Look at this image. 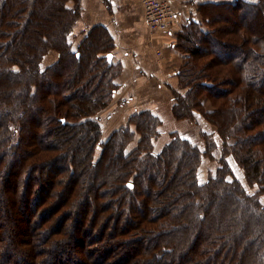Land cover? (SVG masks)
I'll return each mask as SVG.
<instances>
[{"label": "trees", "instance_id": "trees-1", "mask_svg": "<svg viewBox=\"0 0 264 264\" xmlns=\"http://www.w3.org/2000/svg\"><path fill=\"white\" fill-rule=\"evenodd\" d=\"M77 3L0 0V224L3 200L37 214L10 222L16 249L0 246V264H264V0L199 3L175 34L184 91L173 93L170 118L197 127L203 116L214 130H199L202 147L191 132L161 138L149 111L103 136L120 65L107 59L114 44L103 27L72 47ZM49 52L58 57L41 68ZM6 78L16 99L2 102ZM216 151L199 184L202 157ZM10 175L23 180L20 193ZM47 241L67 261L34 260Z\"/></svg>", "mask_w": 264, "mask_h": 264}, {"label": "crops", "instance_id": "crops-1", "mask_svg": "<svg viewBox=\"0 0 264 264\" xmlns=\"http://www.w3.org/2000/svg\"><path fill=\"white\" fill-rule=\"evenodd\" d=\"M163 1H167L176 14L172 33H150L141 0H78L79 14L72 29V47L75 48L91 28L103 27L114 44L111 60L120 65L115 79L118 89L111 103L100 113L106 131L113 132L125 126L130 116L145 111L162 121L160 132L166 122L171 121L179 127L173 126L171 131L181 130V124L186 122L170 118L173 93L180 91L175 74L184 58L174 49L175 34L190 14L193 15L197 4L232 0ZM189 127L193 133L197 131L196 126ZM205 127L211 130L203 125ZM138 137L135 133L128 152L135 147ZM156 142L159 146V140Z\"/></svg>", "mask_w": 264, "mask_h": 264}, {"label": "rangeland", "instance_id": "rangeland-1", "mask_svg": "<svg viewBox=\"0 0 264 264\" xmlns=\"http://www.w3.org/2000/svg\"><path fill=\"white\" fill-rule=\"evenodd\" d=\"M238 48L236 47V48L233 49L234 52H232V57H233V54L235 53V51L238 50ZM54 54H55L54 52H49L46 55H44V57L41 60L40 67L41 68H45V67L49 66L50 64H52L57 59V57H58V56H56V58H55V56L53 57ZM51 58H53V61H51ZM180 66H179V68H180ZM9 80L16 81V80H13L11 78H9V79L6 78L5 84H4L5 87H4L3 96H5V97L7 96V97L6 98H2L1 97L2 102H4V100L5 101H13V99H16V96L14 98H12L11 95L6 92V89H7L6 86H8L9 83H10ZM177 89L179 90V87H178V78H177ZM181 91L183 92L184 90H181ZM6 93H7V95H4ZM12 104H13V102H11L10 105H12ZM10 105H8V106H2V107H3V109L9 111L8 109H11L14 106V105L13 106H10ZM203 107L205 108L206 111H208L212 106L210 105V103L208 101V102H206V104ZM28 108H32V107L31 106H28ZM198 118H199L198 120L200 122H198V124H197V131L195 133H193V131L190 130L189 124H187V122H183L181 124V130H178V131H180L183 134H188L187 132H191L190 134H192V136H195L196 137L197 145H199L200 147H202L203 146V140H202V138L200 136L199 130L210 132V130L209 129H206V127L203 128V125L208 126L212 130H214V128L211 127V125L207 122V120L203 116L202 117L199 116ZM170 122L171 121L166 122V123L163 124L162 131H161L162 132L161 136L167 137L166 134L171 131V128L173 126H175L176 129L179 128V127H177L176 124H173V123H170ZM110 133L111 132L104 130L103 131V136L107 138ZM213 138L215 139V145L218 146L216 150L220 152V150H221L220 149L221 142L219 141L220 139L219 140H216V139L219 138V136L215 132H213ZM234 142H235V140L233 141V143ZM233 143H230L228 145H231ZM217 151L215 153L211 154V156H204V157H202L200 166H199L198 171H197V179H198V183L199 184H203L209 178L210 174H212V173L215 172L216 166L218 164L217 162H218V160L220 158V156H217L219 154V152H217ZM232 167H233V164H232ZM232 171H234L235 174H236V177L241 180V182H242L243 186L245 187L246 191L253 192L255 190L254 188L249 187L247 185L246 181L242 178V170L241 169H237V168L233 167ZM3 179L4 178H2V180H0V183H1L0 189H2V191L8 190V187L4 183V180L5 179L4 180ZM22 182H23L22 179H20L18 177L11 176L10 177L9 186H15L16 189L19 190V193H20V191H21L20 188H21ZM20 195H22V194H20ZM261 201L264 203V196H262ZM1 206H3L4 212H3V220H2V222L0 224L1 225V227H0V229H1L0 246L3 247L4 248V252H6L7 255H9V254H11L10 253V250L12 251V254H13L14 253V250L16 249V245L14 243V236L17 235V230H18L17 229V226H16V223H14V225H13L10 222L14 218H18L20 220H24L23 217H26V218H28V219L31 220V223H33V222L35 223V220L37 219L36 218L37 217V214H35L34 211L31 210L29 207H24V208L20 209L19 212H12L11 210H9V208H8V202L5 201V200H3V203H2ZM21 210H24V211H21ZM69 223H70V221H68L66 224H64L62 226V228L65 229V227ZM23 224L24 223L22 221L21 225H23ZM15 226H16V228H15ZM34 231H40V229H37V230H34ZM30 233H32V232H30ZM55 239H58V238L55 237ZM10 240H11V243H9ZM48 241L46 242V244H45V246L43 248H40V249L37 248L36 249L37 251H42V252L36 253V256L35 257H37V258H35L34 260H41L42 261V260H47L48 259L47 261L49 263H55L54 262V260H55L54 257L56 258L58 256V257H60V259H62V261H64V262L67 261L66 260V255L63 254V253H61L62 250H59V253L54 254V256L51 255V253H49V251H48L49 249L47 248L49 246L48 245ZM13 256H14V254H13ZM13 256L11 255L10 258H13ZM67 257H68L67 258L68 259V262H70V261L71 262L77 261L80 258V256L78 254H76L75 252H69L67 254ZM81 258L83 259V257H81ZM41 263H44V262H41Z\"/></svg>", "mask_w": 264, "mask_h": 264}, {"label": "built area", "instance_id": "built-area-1", "mask_svg": "<svg viewBox=\"0 0 264 264\" xmlns=\"http://www.w3.org/2000/svg\"><path fill=\"white\" fill-rule=\"evenodd\" d=\"M147 27L152 34L172 33L176 14L167 1L141 0Z\"/></svg>", "mask_w": 264, "mask_h": 264}, {"label": "water", "instance_id": "water-1", "mask_svg": "<svg viewBox=\"0 0 264 264\" xmlns=\"http://www.w3.org/2000/svg\"><path fill=\"white\" fill-rule=\"evenodd\" d=\"M107 59H108V61L110 62L111 59H112V55H108V56H107Z\"/></svg>", "mask_w": 264, "mask_h": 264}]
</instances>
